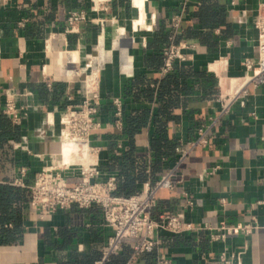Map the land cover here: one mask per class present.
<instances>
[{"label": "crops", "instance_id": "1", "mask_svg": "<svg viewBox=\"0 0 264 264\" xmlns=\"http://www.w3.org/2000/svg\"><path fill=\"white\" fill-rule=\"evenodd\" d=\"M263 3L0 0L2 112L21 129L19 140L13 128L14 136L9 129L0 141V186L9 194L16 187L27 192L25 201L8 202V213L19 207L22 231L16 233L11 219L0 226L6 230L0 264H96L104 256L113 229L102 207L73 204L41 218L29 188L42 169L64 168L56 158L61 118L83 99L87 74L89 89L95 76L99 81L101 128L91 136L100 161L95 179L115 178L116 188L131 180L134 195L170 172L176 186L158 193L152 217L184 213L203 227L185 234L160 230L155 248L137 258L132 241L124 240L104 264H158L162 257L171 264H223L222 253L236 264H264V83L249 84L247 95L221 114V99L246 84L245 60H257L254 23ZM74 11L86 19L72 26ZM180 43L185 59L164 72V49ZM9 98L19 109L18 123L4 112ZM116 100L121 127L114 126ZM201 129L208 145L178 163ZM216 165L220 170L205 174ZM188 198L193 206L187 208ZM243 225L252 231L213 239V228Z\"/></svg>", "mask_w": 264, "mask_h": 264}, {"label": "built area", "instance_id": "2", "mask_svg": "<svg viewBox=\"0 0 264 264\" xmlns=\"http://www.w3.org/2000/svg\"><path fill=\"white\" fill-rule=\"evenodd\" d=\"M4 1V0H3ZM85 13L74 11L69 16V23L74 26L85 20ZM255 28L257 29V60L246 59L244 64L250 75L246 84L235 93H231L221 99V114H229L233 105L239 99L247 95L249 84L260 85L264 83V3L258 9ZM175 26L178 23L174 24ZM184 43L172 44L164 49L165 64L163 71L167 72L176 59H185L182 53ZM92 74L82 78L83 99L76 104H70L61 118L60 142L61 152L66 140L79 145V154L85 155L88 148L90 156L94 157L93 163L88 166L81 163L63 164L64 168L56 169L46 167L39 171L29 186L31 192V207L37 211L41 218L50 217L60 208H67L73 204L81 207L100 206L104 212L107 225L112 227L113 235L105 248L104 256L96 264H104L113 254L120 251L124 240H131L133 258H137L144 252L152 251L157 245L156 234L164 230L174 234H185L196 227L185 220L184 213H165L158 218L152 217L154 207L157 205L158 193L163 190H173L176 186L172 181V173L162 175L154 183H146L143 190L130 196L115 195V178L108 181H98L100 175V161L98 149L92 145L91 136L96 129L101 128V123L96 115L99 106L98 77L94 82L95 89L86 87V82ZM115 127L122 126V106L119 100L115 101ZM4 112L15 122L20 121L19 109L13 99H7L4 104ZM208 131L201 129L197 139L192 141L186 149L181 150L178 163L182 162L186 155L196 147L208 145ZM220 170V165L210 167L205 174L215 173ZM63 171H71L73 176L64 175ZM74 173L76 176H74ZM193 201L188 198L186 207H192ZM213 239L224 240L227 235L240 231L250 233L252 226H222L213 228ZM223 264H236L233 258L221 254ZM158 264H171L167 258H160Z\"/></svg>", "mask_w": 264, "mask_h": 264}, {"label": "trees", "instance_id": "3", "mask_svg": "<svg viewBox=\"0 0 264 264\" xmlns=\"http://www.w3.org/2000/svg\"><path fill=\"white\" fill-rule=\"evenodd\" d=\"M13 128H15V138L20 139L21 136V129L19 125L13 127L11 120L2 112V95L0 93V141L8 139V130L11 129L10 135H13ZM133 183L131 180H127L124 183H119V186L114 191V194L119 196H130L131 192H134L133 190ZM118 190V191H117ZM118 193H125V195H120ZM14 199L19 204L21 201H25L27 199V192L26 190L16 187V192L13 194V191L11 189V192L9 194L8 187L6 186H0V226L4 224L5 221L11 219L14 221L16 226V233L19 234L22 231L21 223H22V214L20 213L19 207L17 210L13 213H8L7 206L8 202H13ZM6 230L1 227L0 232L4 233ZM6 232L5 234H7Z\"/></svg>", "mask_w": 264, "mask_h": 264}, {"label": "bare ground", "instance_id": "4", "mask_svg": "<svg viewBox=\"0 0 264 264\" xmlns=\"http://www.w3.org/2000/svg\"><path fill=\"white\" fill-rule=\"evenodd\" d=\"M141 11V10H140ZM143 11V10H142ZM142 13V12H141ZM142 15V14H141ZM144 17V16H143ZM142 20V19H141ZM136 26V25H135ZM138 26V25H137ZM141 27V26H140ZM123 32V31H122ZM122 39V38H121ZM125 39V38H124ZM128 47V46H127ZM95 73V72H94ZM96 77L97 76H95V79L93 78V80H96ZM91 78V79H92ZM91 79H90V81L89 82H91ZM92 80V81H93ZM89 85V83L87 84V86ZM95 85H96V83L93 81V83H92V85H90V89H95ZM86 86V87H87ZM89 87V86H88ZM87 87V88H88ZM65 148H68L69 149V151L71 150L72 151V154H73V152L76 154L75 156L76 157H73V161H81V162H83L84 163V165L85 166H88V164L90 163V162H92L93 163V159H94V157H92V156H90V153L88 152V148L86 147L85 148V155L84 156H82L81 154H79V145H77V144H75V143H72V142H70V141H68V140H66V142L64 143V145H63V151H62V154L61 155H63V153H64V150L66 151L67 149H65ZM68 151V150H67ZM68 151V152H69ZM61 153V152H60ZM69 153H71V152H69ZM60 155V154H59ZM65 155V154H64ZM67 155H68V153H67ZM70 155V154H69ZM63 157H66V155L65 156H63ZM65 159V158H64ZM66 160H67V158H66ZM65 160V161H66ZM60 161V160H59ZM68 161V160H67ZM66 161V162H67ZM63 163V162H62ZM83 163H81V164H83ZM64 164V163H63ZM65 164H68V162L67 163H65ZM60 166H61V164H60Z\"/></svg>", "mask_w": 264, "mask_h": 264}, {"label": "rangeland", "instance_id": "5", "mask_svg": "<svg viewBox=\"0 0 264 264\" xmlns=\"http://www.w3.org/2000/svg\"><path fill=\"white\" fill-rule=\"evenodd\" d=\"M65 149H67L68 151H69V149L68 148H65ZM65 151L64 150V153H63V155H61L62 154V152L60 153V155H57L56 156V158H57V160H58V162L61 164V165H63V163L65 164V163H67L68 162V164L69 163H83V162H81V161H73V157H76L75 155V153L73 152V154H72V151L70 150L69 152H71V153H69L68 151ZM67 153H68V155H67ZM66 155V157H63V156H65ZM70 154V155H69ZM65 158V159H64ZM66 158H67V160H66ZM60 160V161H59ZM67 162H66V161ZM63 162V163H62ZM84 164V163H83Z\"/></svg>", "mask_w": 264, "mask_h": 264}]
</instances>
